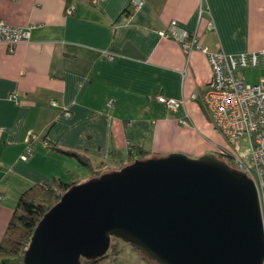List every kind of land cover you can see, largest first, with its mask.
Returning <instances> with one entry per match:
<instances>
[{"label": "crops", "instance_id": "crops-1", "mask_svg": "<svg viewBox=\"0 0 264 264\" xmlns=\"http://www.w3.org/2000/svg\"><path fill=\"white\" fill-rule=\"evenodd\" d=\"M0 11L30 28L15 52L0 44V241L32 186L93 177L70 151L103 172L137 158L135 147L218 153L221 137L191 97L211 83L208 56L163 36L172 20L209 51L264 47V0H0ZM160 95L184 106L173 111Z\"/></svg>", "mask_w": 264, "mask_h": 264}, {"label": "water", "instance_id": "water-1", "mask_svg": "<svg viewBox=\"0 0 264 264\" xmlns=\"http://www.w3.org/2000/svg\"><path fill=\"white\" fill-rule=\"evenodd\" d=\"M156 264H263L254 182L215 152L135 158L71 186L38 222L23 264L101 260L112 239Z\"/></svg>", "mask_w": 264, "mask_h": 264}, {"label": "built area", "instance_id": "built-area-1", "mask_svg": "<svg viewBox=\"0 0 264 264\" xmlns=\"http://www.w3.org/2000/svg\"><path fill=\"white\" fill-rule=\"evenodd\" d=\"M142 3L143 0H133L136 7ZM162 35L177 40L186 53L193 49L206 52L212 68L211 83L201 95L193 93L191 97L200 101L209 113L214 128L227 140L228 145H221L218 153L256 185L264 220V77L250 83L244 75H236L250 68L264 67V47L239 53L209 51L202 46L199 34L182 28L177 20H172ZM29 38L30 28L6 22L0 11V44L5 45L8 52H15L17 45ZM158 100L173 111L179 110L185 103L164 95L158 96ZM180 122L189 124L184 118ZM32 152L33 143L30 140L22 159L28 161Z\"/></svg>", "mask_w": 264, "mask_h": 264}, {"label": "trees", "instance_id": "trees-1", "mask_svg": "<svg viewBox=\"0 0 264 264\" xmlns=\"http://www.w3.org/2000/svg\"><path fill=\"white\" fill-rule=\"evenodd\" d=\"M133 152L138 155L137 158L141 159L154 157L150 151L142 147L132 148L131 153ZM69 153L76 156L83 164L89 166L92 169L93 177L99 176L103 173L101 170H94L93 165L89 163L86 157L76 152L70 151ZM220 155L219 153L217 154L218 157ZM133 161L134 160L131 162ZM228 164L233 167L230 162H228ZM77 183L78 182L76 181H64L60 178H56L55 185L37 184L20 196L4 236L0 241V264H23L24 253L28 248L31 236L38 222L45 213L60 200L61 196L71 186ZM113 239L119 240L117 238ZM119 251H121V249L119 248L118 243L115 241L112 242L109 249L110 254L115 255L118 254ZM97 261L98 260L82 258L81 264H96ZM148 261L151 264H156L153 261Z\"/></svg>", "mask_w": 264, "mask_h": 264}, {"label": "rangeland", "instance_id": "rangeland-1", "mask_svg": "<svg viewBox=\"0 0 264 264\" xmlns=\"http://www.w3.org/2000/svg\"><path fill=\"white\" fill-rule=\"evenodd\" d=\"M257 72L258 71L256 70V68H250L245 70L242 74L240 73L236 75L238 77L244 75L245 77L244 79L247 82L256 83L260 80L256 76ZM200 110L202 112L203 117L206 119L205 122H208V124L211 125L212 128L215 130L214 125L211 122V119H209L206 115L205 108L202 106ZM217 133L221 137V141H222L221 145H228L225 137L220 132ZM118 167L122 168L123 166H116V168ZM114 241L118 243V246L121 249V251H119L118 254L115 255H111L109 252L106 257H104L101 260H98L96 264H150V262L144 256H142L136 249L132 248L130 244L120 240L113 239L112 242Z\"/></svg>", "mask_w": 264, "mask_h": 264}, {"label": "flooded vegetation", "instance_id": "flooded-vegetation-1", "mask_svg": "<svg viewBox=\"0 0 264 264\" xmlns=\"http://www.w3.org/2000/svg\"><path fill=\"white\" fill-rule=\"evenodd\" d=\"M218 154V153H217ZM220 155V154H219ZM219 157H221L222 159H224L227 163L229 162V160L227 158H225L224 156L220 155Z\"/></svg>", "mask_w": 264, "mask_h": 264}]
</instances>
